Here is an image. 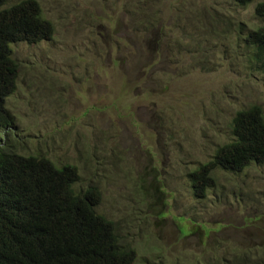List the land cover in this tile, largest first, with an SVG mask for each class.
<instances>
[{
    "label": "rangeland",
    "instance_id": "374dc122",
    "mask_svg": "<svg viewBox=\"0 0 264 264\" xmlns=\"http://www.w3.org/2000/svg\"><path fill=\"white\" fill-rule=\"evenodd\" d=\"M34 1L53 36L10 47L14 152L74 166L133 264H264V165L214 170L204 200L188 178L233 141L238 111L264 116L245 41L264 0Z\"/></svg>",
    "mask_w": 264,
    "mask_h": 264
},
{
    "label": "trees",
    "instance_id": "16d2710c",
    "mask_svg": "<svg viewBox=\"0 0 264 264\" xmlns=\"http://www.w3.org/2000/svg\"><path fill=\"white\" fill-rule=\"evenodd\" d=\"M0 0V264H133L135 253L119 244L112 224L96 213L101 195L89 186L76 192L77 169H57L43 156H20L9 135L13 118L6 99L16 88L18 64L11 45H36L53 36L34 0L4 8ZM244 8L253 0H233ZM254 16L264 19V2ZM251 61L264 74V26L245 38ZM233 141L217 148L207 163L188 175L192 195L204 200L214 188L212 172L241 173L264 165V116L259 107L238 111L231 120Z\"/></svg>",
    "mask_w": 264,
    "mask_h": 264
}]
</instances>
